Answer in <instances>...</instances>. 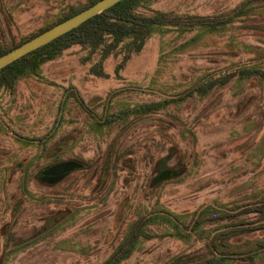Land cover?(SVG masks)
Wrapping results in <instances>:
<instances>
[{
  "label": "rangeland",
  "instance_id": "rangeland-1",
  "mask_svg": "<svg viewBox=\"0 0 264 264\" xmlns=\"http://www.w3.org/2000/svg\"><path fill=\"white\" fill-rule=\"evenodd\" d=\"M87 1L0 0V47ZM152 6L236 17L215 29L156 32L118 72V58L106 59L105 75L89 71L97 57L82 61L86 51L74 46L0 91V264H103L130 224L157 210L174 214L179 229L145 221L146 236L117 264H195L222 253L226 264H264V0ZM226 75L205 95L164 102ZM161 101L159 110L120 114ZM66 160L86 168L57 182L40 177Z\"/></svg>",
  "mask_w": 264,
  "mask_h": 264
},
{
  "label": "trees",
  "instance_id": "trees-1",
  "mask_svg": "<svg viewBox=\"0 0 264 264\" xmlns=\"http://www.w3.org/2000/svg\"><path fill=\"white\" fill-rule=\"evenodd\" d=\"M96 1L98 0H88L85 4L70 6L68 11L61 15L57 21L42 27L36 32L28 34L18 42L13 41L10 45L0 47V55L34 37L54 24L92 5ZM153 2L154 0H121L51 42L16 59L0 69V91H14L19 80L23 77H28L30 74L40 73L43 63L56 59L66 50L74 46H78L81 50L86 51V54L82 56V61H89L93 57H97V62L94 65H91L89 71H93L98 75H105L102 66L106 59H109L110 57L118 58L116 64V72H118L126 66L134 55L139 54L144 49L150 37L156 32L167 34L172 31H177L178 34L182 35L197 28L202 29V27L215 29L219 26L230 23L236 17L234 11L226 16H218L217 18L199 15L185 16L172 14L169 11L155 9L152 6ZM252 71L255 70L245 69L242 73L248 75L250 72L252 73ZM259 73L264 75V72ZM222 81L226 83L228 81V76L211 77L207 80H203L201 83L185 92L177 94L175 98H171V100L166 99L164 102L170 103L185 100L186 96H192L195 92L199 95H205L210 92L213 86ZM163 104L162 101L143 103L137 107H132L129 110H123L120 114L129 117L135 113H147L162 109L165 107ZM83 168H86L85 163L80 169ZM108 170L109 166H105L103 167L102 173L106 174L108 173ZM104 177L106 178L107 176L104 175ZM127 203L128 200L125 199L118 204L115 213V223L122 220ZM155 213L158 216H155L154 218L161 217V219L169 220L176 229H179L180 224L176 220V222H174V219L177 218L174 214L165 210H157ZM58 215L60 219L64 217L63 212ZM154 218H147V216L142 214L138 219L133 221L121 243L115 248L103 264H117L118 262L120 263L127 259L133 252L139 237L146 236L147 234L142 231V224H144L145 221ZM196 224H199V220H194L191 225H186V227L188 230L191 228L195 229ZM48 227V225H45L42 230L49 229ZM226 257L227 254L224 253L215 256L200 255L194 261L195 264H226ZM189 263V261L179 262V264Z\"/></svg>",
  "mask_w": 264,
  "mask_h": 264
},
{
  "label": "water",
  "instance_id": "water-1",
  "mask_svg": "<svg viewBox=\"0 0 264 264\" xmlns=\"http://www.w3.org/2000/svg\"><path fill=\"white\" fill-rule=\"evenodd\" d=\"M119 1L121 0H98L92 5L73 14L72 16L54 24L34 37L0 55V69L12 63L16 59L24 56L25 54L51 42L52 40L79 26L87 19L113 6ZM83 166L84 163L78 162L76 160H66L44 168L41 171L40 177L42 179H47L50 182H57L70 172L80 169ZM162 177L163 175L159 176V179H162Z\"/></svg>",
  "mask_w": 264,
  "mask_h": 264
},
{
  "label": "flooded vegetation",
  "instance_id": "flooded-vegetation-1",
  "mask_svg": "<svg viewBox=\"0 0 264 264\" xmlns=\"http://www.w3.org/2000/svg\"><path fill=\"white\" fill-rule=\"evenodd\" d=\"M48 167V166H47Z\"/></svg>",
  "mask_w": 264,
  "mask_h": 264
}]
</instances>
